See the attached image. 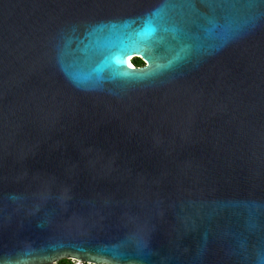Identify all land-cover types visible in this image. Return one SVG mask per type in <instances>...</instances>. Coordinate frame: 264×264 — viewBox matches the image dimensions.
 Listing matches in <instances>:
<instances>
[{
	"label": "water",
	"instance_id": "water-1",
	"mask_svg": "<svg viewBox=\"0 0 264 264\" xmlns=\"http://www.w3.org/2000/svg\"><path fill=\"white\" fill-rule=\"evenodd\" d=\"M62 260L264 264V0H0V264Z\"/></svg>",
	"mask_w": 264,
	"mask_h": 264
},
{
	"label": "flooded vegetation",
	"instance_id": "flooded-vegetation-1",
	"mask_svg": "<svg viewBox=\"0 0 264 264\" xmlns=\"http://www.w3.org/2000/svg\"><path fill=\"white\" fill-rule=\"evenodd\" d=\"M131 66L138 69V68H144L145 63L141 59H129Z\"/></svg>",
	"mask_w": 264,
	"mask_h": 264
},
{
	"label": "trees",
	"instance_id": "trees-1",
	"mask_svg": "<svg viewBox=\"0 0 264 264\" xmlns=\"http://www.w3.org/2000/svg\"><path fill=\"white\" fill-rule=\"evenodd\" d=\"M57 264H75V263L72 262V261H69V260H62V261H60V262L57 263Z\"/></svg>",
	"mask_w": 264,
	"mask_h": 264
},
{
	"label": "built area",
	"instance_id": "built-area-1",
	"mask_svg": "<svg viewBox=\"0 0 264 264\" xmlns=\"http://www.w3.org/2000/svg\"><path fill=\"white\" fill-rule=\"evenodd\" d=\"M72 262H74L75 264H82V263H80L78 261H74V260Z\"/></svg>",
	"mask_w": 264,
	"mask_h": 264
},
{
	"label": "bare ground",
	"instance_id": "bare-ground-1",
	"mask_svg": "<svg viewBox=\"0 0 264 264\" xmlns=\"http://www.w3.org/2000/svg\"><path fill=\"white\" fill-rule=\"evenodd\" d=\"M127 62L129 63V65H131V63H130V61H129V60H127Z\"/></svg>",
	"mask_w": 264,
	"mask_h": 264
}]
</instances>
